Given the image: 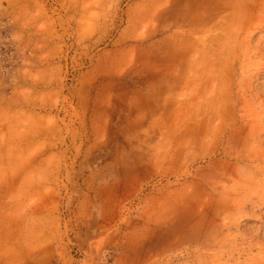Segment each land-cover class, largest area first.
<instances>
[{
	"label": "rangeland",
	"instance_id": "374dc122",
	"mask_svg": "<svg viewBox=\"0 0 264 264\" xmlns=\"http://www.w3.org/2000/svg\"><path fill=\"white\" fill-rule=\"evenodd\" d=\"M0 264H264V0H0Z\"/></svg>",
	"mask_w": 264,
	"mask_h": 264
}]
</instances>
